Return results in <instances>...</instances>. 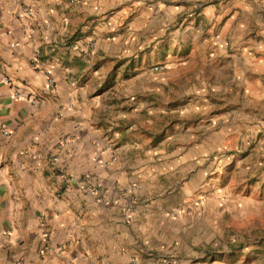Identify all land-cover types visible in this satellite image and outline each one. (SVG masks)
Segmentation results:
<instances>
[{"label":"crops","instance_id":"obj_1","mask_svg":"<svg viewBox=\"0 0 264 264\" xmlns=\"http://www.w3.org/2000/svg\"><path fill=\"white\" fill-rule=\"evenodd\" d=\"M214 1L0 0V124L10 133L0 132V264H197L182 243L195 218L170 213L190 196L179 180L202 152L168 128L169 109L155 102L165 95L154 94L172 81L151 68L195 65L200 51L223 52L231 30L243 35L252 0ZM132 188L140 205L119 195Z\"/></svg>","mask_w":264,"mask_h":264},{"label":"rangeland","instance_id":"obj_2","mask_svg":"<svg viewBox=\"0 0 264 264\" xmlns=\"http://www.w3.org/2000/svg\"><path fill=\"white\" fill-rule=\"evenodd\" d=\"M234 1L214 2L231 8ZM248 5L243 35L231 30L223 52L200 51L195 65L179 69L151 68L172 81L154 94L165 95L155 102L169 109L168 128L186 151L198 144L202 152L179 180L190 196L170 213L195 218L192 237L182 232V243L197 264H264V2ZM160 121L154 119V128ZM203 203H216L215 209L204 211Z\"/></svg>","mask_w":264,"mask_h":264},{"label":"built area","instance_id":"obj_3","mask_svg":"<svg viewBox=\"0 0 264 264\" xmlns=\"http://www.w3.org/2000/svg\"><path fill=\"white\" fill-rule=\"evenodd\" d=\"M22 13L27 18L33 17L32 9L28 6H25L23 8ZM94 48H95V43L93 41H89L86 44V49L83 51V55H84L85 59L91 58V55H92ZM156 70H158V68H156ZM4 83L10 85V81L8 79H4ZM47 86L51 90H54V88H55V82H54L51 74H49L47 77ZM12 91H13L14 97L18 100L29 99V97L27 96L28 94H26L24 92H21L19 90H14V89H12ZM33 103L37 104L38 101L36 99H34ZM0 132H2L3 135H5V136L10 135V133H9V131L5 125L0 124ZM68 141L69 140L62 139L60 142V147L64 146L66 143H68ZM82 189L85 192H89V193L93 194L94 196L100 197V200H103V201L107 202L108 204L117 202V200H113V198H111V197L103 198L102 194L105 193L106 191H108V190H105V188L103 186H99V185L92 186V185H90L89 181H85L83 183ZM119 193H120L119 195L121 197L125 196L123 198L128 199L131 203H133L135 205L141 204V200L138 199V197L136 196V191L134 188H132L131 190L120 191ZM143 202L144 201H142V203ZM121 211H122V215L125 217L126 221H130L131 218L129 216V208L128 207H122ZM162 264H178V262L176 261V259L174 257H170V258H165Z\"/></svg>","mask_w":264,"mask_h":264}]
</instances>
